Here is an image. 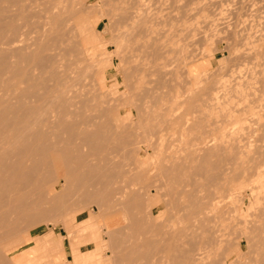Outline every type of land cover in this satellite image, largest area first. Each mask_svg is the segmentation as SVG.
Wrapping results in <instances>:
<instances>
[{"label": "rangeland", "instance_id": "rangeland-1", "mask_svg": "<svg viewBox=\"0 0 264 264\" xmlns=\"http://www.w3.org/2000/svg\"><path fill=\"white\" fill-rule=\"evenodd\" d=\"M0 264H264V0H0Z\"/></svg>", "mask_w": 264, "mask_h": 264}, {"label": "bare ground", "instance_id": "bare-ground-1", "mask_svg": "<svg viewBox=\"0 0 264 264\" xmlns=\"http://www.w3.org/2000/svg\"><path fill=\"white\" fill-rule=\"evenodd\" d=\"M222 84V83H221ZM224 84V83H223Z\"/></svg>", "mask_w": 264, "mask_h": 264}]
</instances>
